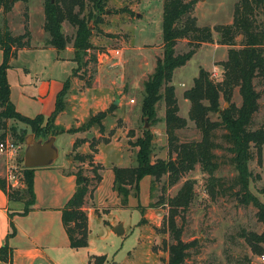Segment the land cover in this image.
<instances>
[{"label": "rangeland", "instance_id": "rangeland-1", "mask_svg": "<svg viewBox=\"0 0 264 264\" xmlns=\"http://www.w3.org/2000/svg\"><path fill=\"white\" fill-rule=\"evenodd\" d=\"M102 1L101 22H89L90 42L96 48L91 49L89 55H96L97 51L107 53L99 54L96 63L82 68L80 74H84L83 80L70 76L72 69L76 68V64L71 61L75 35L72 26L67 22L62 25V33L68 39L64 51L58 52L47 45L48 35L43 30L45 0L16 2L10 12H0V23L3 25L5 21L12 35L24 34L26 29L30 35V47L17 52L18 55L9 62L10 68L6 73L10 102L14 107L17 106L21 114L33 116L32 112L21 108L22 105H31L28 102L19 103L22 93L35 98L36 91L33 95L30 94L34 91V85L50 83V88H53L57 82L63 83L69 76L70 88L63 100L64 110L58 114L62 115V125L54 121L55 126L64 130L78 129L85 126L91 116L114 105L112 112L102 121L101 133L97 126L79 133L88 143L85 146L87 155L90 154L91 146H98L96 151L101 149L99 158L103 161L104 168H100V164L95 162L89 164L86 160H79L78 153L74 151L65 158L69 147V136L66 134L56 138L55 145L59 154L51 166V169L65 168L75 172L82 169L83 175L91 179L90 189L94 191L97 185V204L101 211L95 208L94 214L100 218L94 223L89 236L90 254L106 256V264H167L168 246L175 243L166 227L169 215L167 199L174 197L182 184L190 180L193 182L194 198L186 209H178L175 218L181 231V240L185 243L196 242L188 250L186 264H262L259 258L264 254V244L254 241L252 245L255 247H252L246 238L250 233L259 235L263 231V225L258 220L257 209L252 204H241L238 188L232 186L237 172L230 160L232 154L221 138L222 130H217L213 137L218 145L214 150L218 168L213 176L220 179L213 192L208 187V174L197 164L193 170L182 174L173 186H167L166 176L158 181L153 177H145L140 182L139 195H134L132 190L127 206L121 207L120 198L112 188V169L136 165L137 149L132 143L142 135L143 130L148 129L153 134L150 158L152 163L159 159L179 163L176 152L169 151L165 133L164 101L156 104L152 122H148L141 112L144 84L153 73L156 61L162 57L161 24L165 0ZM238 1L196 0L191 15L196 18L198 27H208L212 31L213 43L200 45L193 57L174 71L171 84L178 101V115L187 120L186 126L176 131L178 143L198 142L201 139L200 132L188 120L189 104L184 102L182 92L192 86L200 69L209 72L211 80L221 81L222 68L219 63L226 60L230 47L220 44L221 35L215 28L232 23L234 6ZM92 9V3L87 1L84 15ZM255 25L258 29H264V10L259 12ZM187 41L182 39L177 42V54L189 50ZM241 41V36L235 37L236 47ZM1 63L0 51V65ZM254 87L260 97L251 128L264 129V78H255ZM219 104V113L230 104L240 106L238 89L232 91L229 99L221 96ZM37 108L40 109V105ZM41 108L46 109L43 106ZM209 117L212 121L219 120L218 114H210ZM4 123L5 126L0 127L2 140L17 141L16 136H20L22 132H27L24 146L27 137L30 139L33 136L34 140H41L36 139L30 129L17 120L8 119ZM5 160L8 159L0 156V162ZM14 164L15 174L20 179L22 165L17 163V159ZM94 170L101 177L98 184ZM248 170L251 174L249 191L264 205V147L260 154L252 149ZM19 185L21 184L18 187ZM93 205V201L87 204L89 207ZM19 207L23 208V204ZM31 221L36 222V219ZM118 225L123 229L121 235L113 231ZM30 229L33 234L40 230L37 224Z\"/></svg>", "mask_w": 264, "mask_h": 264}, {"label": "trees", "instance_id": "trees-1", "mask_svg": "<svg viewBox=\"0 0 264 264\" xmlns=\"http://www.w3.org/2000/svg\"><path fill=\"white\" fill-rule=\"evenodd\" d=\"M87 1L92 3V10L84 15ZM16 2L27 0H0V12L8 13ZM196 0H165L162 7V57L156 61L153 73L144 84V96L142 99V116L147 117L148 122L154 120V108L163 100L165 104V133L168 140L169 151L177 154L178 164L171 160H157L151 162L153 134L150 130L142 131L133 144L136 148V165L133 167H113V190L120 198L121 207H126L128 197L133 190L138 196L140 182L145 177H153L156 181L163 176L167 177V186L175 185L182 174L194 169L199 164L201 170L208 174V187L214 191L220 179L213 176L218 165L215 162L214 150L218 148L213 140L215 132L222 130L221 138L227 145V150L232 154L231 163L237 174L232 183L238 188L239 202L243 205L252 204L257 209L258 220L263 225V231L259 234L250 233L246 238L252 246V242L264 244V205L249 191L250 172L248 162L252 158V149L260 154L264 147V129H252L253 116L259 108V93L255 90L254 79L264 78V29L256 28V18L261 10H264V0H239L234 6L233 21L230 25L217 26L215 30L220 33V44L230 47L225 61L219 63L222 68L221 81L211 80L209 72L200 69L198 76L193 80V85L184 91L183 98L190 103L188 120L200 132L201 139L198 142L178 143L176 131L186 126L187 120L178 115L179 107L175 96V89L171 85L173 73L183 67L195 54L200 45L213 43V34L208 27H198L197 21L191 15ZM43 30L48 35L47 45L56 51H64L68 39L62 33V25L67 22L75 29L72 41L73 57L71 61L76 68L71 71L72 78L83 80L84 74L80 71L84 66L98 61L97 56L104 55L107 51H97L96 55H89L91 49H95L90 42L91 29L89 22L94 24L101 22L100 14H103L102 0H45L44 2ZM185 18V19H183ZM241 36V44L236 47L235 37ZM30 35L26 29L24 34L14 36L7 27L6 22L0 23V51L2 63L0 65V127L5 126V121L14 119L24 124L36 139L47 140L50 136L81 132L97 126L99 132L103 130L102 121L112 112L114 105L95 116H91L85 126L78 129L64 130L55 126L57 115L64 110L63 100L70 88V79L63 82L62 90L57 94L55 109L45 118L37 115L34 118L23 116L16 111L10 102V87L7 83L6 73L10 68L9 62L16 57L19 50L30 47ZM182 39L188 40V51L177 54L175 47ZM88 56V57H87ZM87 57V58H86ZM92 78L88 81V85ZM237 88L241 98V105L230 106L219 113V99L223 96L229 99L232 91ZM162 91V92H161ZM210 114H218V121L210 120ZM27 132L16 136L17 143L23 144ZM2 140V139H0ZM83 140H76L73 146L76 148ZM91 146V145H90ZM91 154L77 155L81 161L93 164L95 147L91 146ZM20 158L18 163L22 164ZM101 168V167H100ZM21 184L23 188H11L6 184L5 178L0 177V190L10 201L23 204V212L27 213L34 204L33 190L34 169H21ZM97 184L101 177L93 171ZM75 176L76 186L71 198L61 210V222L68 238L69 247L73 249L85 248L88 245V218L84 210L85 198L92 194L90 189L91 179L84 176L82 169L72 173ZM97 186V185H96ZM94 187V190L96 188ZM194 198L193 182L188 180L182 184L174 197L167 199L169 215L166 223L168 232L175 240L168 246L167 264H186L188 250L196 242L185 243L181 240V231L176 224L178 209H186ZM13 229V226H11ZM0 259L9 262V250L7 246L0 248ZM87 264H106L105 256H92Z\"/></svg>", "mask_w": 264, "mask_h": 264}, {"label": "crops", "instance_id": "crops-1", "mask_svg": "<svg viewBox=\"0 0 264 264\" xmlns=\"http://www.w3.org/2000/svg\"><path fill=\"white\" fill-rule=\"evenodd\" d=\"M70 76L68 78H70ZM62 87V82H57L53 88H50V83H43L39 86L34 85V91H31L30 94L33 95L36 91L37 97H28L22 93L18 101L20 104L31 103V105L21 106L22 110L33 113V116L29 118H34L37 115H43L47 118L55 109L56 96L62 90ZM182 93H184V91ZM183 100L184 102H188L184 98ZM188 104L189 111L190 103L188 102ZM38 105H40V109L37 108ZM42 106L43 108L46 107V109L42 110ZM15 109L20 113L17 106ZM61 116V114L57 115L55 119V122L58 125H62ZM79 133L80 132L72 134L64 133L69 136V147L65 154V158L66 155L72 151L77 152L79 156L87 155V152H85V146H87L88 143L84 141L83 137H81ZM57 136H50L47 138L53 139V147L56 150V158L48 166L33 168V190L35 200L34 204L29 208L27 213H22L23 208L19 207L22 203L10 201L0 190V248L6 245L9 250V262L7 263L0 259V264H87L90 257L96 256L90 254L89 236L92 228L94 227V223L100 218L94 214L95 208L101 211L100 205L97 204L98 201L96 197L98 189L94 190L92 194L87 195L85 198L84 210L87 213L89 229L88 245L85 248L79 249L69 247L68 238L61 222L60 213L75 191L76 180L75 176L72 175L75 171H67L65 168L51 169V166H53L59 154L55 145ZM76 140H83V142L75 149L73 144ZM26 147V144L25 146L22 144V150L16 157L17 163L20 158L23 160L21 164L23 166ZM97 148L98 146L95 147V149ZM89 153L91 154L92 152L90 151ZM100 153L101 149L99 148V151L95 152L93 163L95 162L100 164V167L104 168L105 166L102 163L103 161L101 162L99 158ZM20 155L22 156L20 157ZM11 164L12 162L10 160L0 162L1 178L6 177ZM19 186L20 187L17 188H23V184ZM92 201L94 202L93 207L87 206L88 202L92 203ZM32 219H36L37 223H31ZM35 224H37V227L40 230L38 233L33 234V231L30 228ZM11 226H13V229Z\"/></svg>", "mask_w": 264, "mask_h": 264}, {"label": "water", "instance_id": "water-1", "mask_svg": "<svg viewBox=\"0 0 264 264\" xmlns=\"http://www.w3.org/2000/svg\"><path fill=\"white\" fill-rule=\"evenodd\" d=\"M35 137V136H34ZM27 145L24 153V167L36 168L44 167L51 164L56 158V150L53 147V139H47L45 141L34 140L33 136L25 139ZM114 233L117 235L123 234L121 225L114 227Z\"/></svg>", "mask_w": 264, "mask_h": 264}, {"label": "built area", "instance_id": "built-area-1", "mask_svg": "<svg viewBox=\"0 0 264 264\" xmlns=\"http://www.w3.org/2000/svg\"><path fill=\"white\" fill-rule=\"evenodd\" d=\"M22 150V144L12 141L10 139L0 140V156H5L12 162L11 166L8 169L7 175L5 177L6 184L11 188H17L18 184H21V180L18 179V176L15 174V164L17 155ZM260 262L264 264V254L260 256Z\"/></svg>", "mask_w": 264, "mask_h": 264}]
</instances>
